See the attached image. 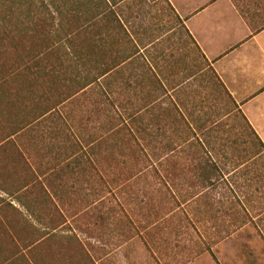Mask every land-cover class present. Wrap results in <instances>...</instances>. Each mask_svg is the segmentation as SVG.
<instances>
[{
	"label": "crops",
	"instance_id": "obj_1",
	"mask_svg": "<svg viewBox=\"0 0 264 264\" xmlns=\"http://www.w3.org/2000/svg\"><path fill=\"white\" fill-rule=\"evenodd\" d=\"M78 4L81 24L93 28L87 34L94 43L93 84L98 95L108 94L114 110L120 114L127 110L128 120L132 113L139 117L142 131L155 129L159 138L169 141L165 153L173 147L175 152L188 151L196 138L209 154L219 152L215 141L225 124V155L236 160L227 175L243 171L246 181L225 176L230 196L225 197L229 204L225 239L217 238L200 253L196 250L187 261L182 258L183 245L169 243L164 236L156 242L115 244L84 243L66 235L53 253L50 236L66 225L59 204L64 197L55 195L49 184L59 179L54 176L55 163L37 168L43 150L36 120L15 131L32 119L30 93L24 103H17L18 117L4 108L10 117L0 123V233L49 231L28 240L26 248L27 240L19 239L18 256L28 254L30 264H264V0H78ZM237 121L248 123L255 143L242 147L246 135L232 124ZM197 131L210 140H202ZM179 139L181 144L174 141ZM52 149L51 143L45 145L47 153ZM61 175L63 179L67 174ZM42 241L47 244L38 245Z\"/></svg>",
	"mask_w": 264,
	"mask_h": 264
},
{
	"label": "rangeland",
	"instance_id": "obj_2",
	"mask_svg": "<svg viewBox=\"0 0 264 264\" xmlns=\"http://www.w3.org/2000/svg\"><path fill=\"white\" fill-rule=\"evenodd\" d=\"M35 2L38 3L40 0H35ZM67 54L69 53L67 52ZM71 77L80 83L76 89L92 82L90 86H86L83 91L58 108L61 117L68 123L70 142H77L80 146L76 149L79 151L76 159L80 164L77 166L74 163L76 161L66 160L63 138L57 140L58 143L50 136L49 129H44L48 137L46 141H41V138L37 136L39 148L43 150L42 153L40 151L38 153V155L41 153L39 158L42 160V164L37 165V168L44 170L54 161L53 163L58 168L64 166L67 173L66 178L54 180L57 184L66 183V185H60V191L63 189L60 195H63L64 199L59 201L62 208L61 215L65 217L66 225L63 229L56 231L54 234L56 236H50L52 243L50 247L53 249V253L61 243L59 239L65 238L66 235L67 237H77L84 243L112 242L115 244L124 241H133L139 244L144 241L156 242L164 236L169 243L183 245L181 247L182 258L187 261V258L192 257L196 250L200 253L205 247L213 246L217 238L225 239V206L229 205L225 201V197L230 198L226 190L225 176L229 181H246L243 171L227 175L228 171L232 170L233 161L235 163L236 160H232V155H225V124H222L217 133L221 137L215 141L219 152L210 154L219 165L225 181H217L215 186L208 190L198 187L194 181L186 180L188 177L180 176L176 181L165 177L164 166L171 155L166 156L165 147L162 148L159 143L161 138L156 136V131L152 128L147 132L150 134L144 135V137L133 130L139 140L138 145L134 142L131 143V147L136 152H132L130 150L132 148L128 147L122 150L113 148V158L110 159V162L105 161L102 165L97 160L99 158L97 151H100L99 143L105 135L99 128L102 118L99 109V112L94 114L101 105L98 95L99 88L95 89L93 84L94 68L79 66L77 72L73 73ZM71 111H74V114H71ZM91 112H93V116ZM108 114L116 122L130 124L124 112L120 114L112 108ZM117 115H121V120L117 118ZM79 121L85 123V128L80 129ZM145 122L147 121L143 123ZM232 124L236 128L240 126V133L246 135L242 139L245 144L242 146L243 148L255 143V138L247 125L241 121ZM197 133L202 140L206 142L210 140L203 137V132L197 131ZM91 138L95 141L88 148L85 144ZM111 139L113 138L111 137ZM198 140V138L193 139L196 143L194 148L198 147ZM174 141L179 144L183 142L180 139ZM50 143L55 150L52 149L53 152L47 153L45 145ZM108 150L106 148V152ZM43 153L46 158L40 157L44 155ZM53 153L55 154L54 160L50 158ZM179 154L176 152L172 158L177 159L179 165L187 163L188 158ZM133 155L137 156V161H134L136 157ZM66 161H69V166H66ZM227 161L230 163L227 164ZM50 177L47 176L48 179ZM249 177L253 178V174H250ZM42 179L43 182L47 180L46 178ZM175 209H178L177 214L168 216ZM45 233H49V231L45 230L36 235L0 233V238L6 242V247L5 243H2L0 257L2 253L12 254L11 259H6L2 264H30L28 254L23 259L18 256L22 242L19 239L24 237L27 240L24 245L26 248L30 239H40L46 235ZM70 241L66 240V242L72 243ZM46 244L43 241L38 243L41 246ZM189 249L190 251H188ZM135 252L139 254L141 250L135 249ZM222 252L221 249L217 250L218 256L221 257ZM38 255L42 256L44 252L39 251Z\"/></svg>",
	"mask_w": 264,
	"mask_h": 264
},
{
	"label": "trees",
	"instance_id": "obj_3",
	"mask_svg": "<svg viewBox=\"0 0 264 264\" xmlns=\"http://www.w3.org/2000/svg\"><path fill=\"white\" fill-rule=\"evenodd\" d=\"M78 7V0H40L38 3L35 0H0V123L6 116L4 108H10L11 115L18 117L17 103H24L32 93L35 114L33 107L32 119L24 125H18L15 131L26 128L36 120V130L41 141L47 140L44 129H49L50 136L56 141L63 138L66 159L70 157L72 160H76L78 155L76 149L80 146L77 142H70L68 123L61 117L58 108L92 84L90 82L76 89L80 83L71 75L77 72L79 66L91 68L95 63L93 38L87 34L92 32L93 28L89 24H81ZM83 14L86 18L87 11ZM30 86L32 90L29 91ZM24 91L27 94L23 95ZM100 102L101 105L94 114L100 111L102 115L99 128L105 136L99 143L97 160L104 165L105 161L110 162L113 158V148L122 150L126 147L132 148V142L139 144L133 130L142 137L150 133L141 130L144 126L138 121L139 117H133V113L128 115L130 124L126 125L110 117L108 114L110 109L116 107L108 94L102 93ZM115 111L119 112L117 109ZM125 111L127 110L123 109V112ZM71 114H74V111H71ZM94 114L91 112L92 116ZM117 116L121 120V115ZM6 117H10V114ZM23 120L26 119L23 117ZM78 124L80 129L85 128L83 121H79ZM246 125L249 127L248 123ZM162 140L164 139L159 141L162 148L171 144L167 140L164 142ZM94 141L91 138L85 145L90 148ZM195 144L193 139L189 142L190 146ZM197 145L200 148L179 152L180 156L188 158V162L182 165H179L177 159L172 158L176 153L173 151L176 147L169 149L170 152L166 153V156L171 157L164 166L165 177L171 181H176L180 176L188 177L186 180L194 181L195 185L203 189L214 187L217 181H225L219 165L205 146L199 141ZM106 148L109 149L107 152ZM130 150L135 151L133 148ZM133 157H136L134 161H137V156ZM67 162L66 166H69ZM63 172L66 173L64 166L54 167L55 178L62 179ZM49 184H52L55 195L62 193L63 189L60 191V187L66 185L65 182ZM2 243H5L6 247V242L0 238V250ZM11 256V253L6 255L2 253L0 264L6 259L10 260Z\"/></svg>",
	"mask_w": 264,
	"mask_h": 264
}]
</instances>
